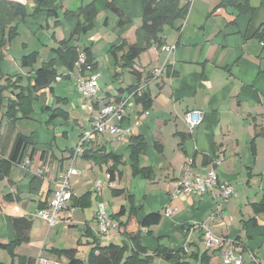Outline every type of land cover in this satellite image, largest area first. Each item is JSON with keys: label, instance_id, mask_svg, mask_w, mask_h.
Segmentation results:
<instances>
[{"label": "crops", "instance_id": "1", "mask_svg": "<svg viewBox=\"0 0 264 264\" xmlns=\"http://www.w3.org/2000/svg\"><path fill=\"white\" fill-rule=\"evenodd\" d=\"M6 1L25 5L29 14L35 9L32 0ZM55 1L62 4V13H68L66 16L61 14L58 27L53 25L54 20L48 21L46 13L29 17L21 24L28 26L33 37H46L43 50L48 61L57 58L52 50L69 38L76 23L72 14L92 2ZM223 1L191 0L187 17L174 27H166L162 35L164 46H175V49L166 52L164 46L160 49L154 46L135 61V70L141 74L138 89L148 92L152 103L145 110L137 99H131L121 125L133 126L130 137L139 136L145 140L147 148L140 158L139 167L151 170L149 179L132 174L128 149L130 137L126 143H121L107 133L94 135L84 151L74 156L72 150L75 152L82 134L89 129L90 113L87 111L88 101L81 100L76 90L75 74L61 68L62 75H68L69 79L58 81L56 95L65 101L56 104L48 91H43L34 105L31 119L17 125L18 132L28 135L31 132L27 123H37L43 138L40 140L38 131L30 134L35 143L29 150V154L35 151L31 165H13L9 178L0 182V244L14 240L13 219H27L33 222V227L30 243L15 249V259L0 249V262L17 263L19 258L25 257L36 259L35 264L39 259L69 264L68 259L57 257L52 250L72 248L78 250L79 261L87 264L95 240L107 246L119 241L122 243L125 239L112 219L108 235L100 237L96 220L98 203L102 202L111 216L117 214L121 207L128 212L131 196L137 217L131 220L132 229L141 230L142 245L150 252L158 245L174 251L183 249L186 252L184 259L192 263L190 256L193 253L206 252L210 264H223L224 251L231 244L241 255L243 264H264V211L257 212L254 208L264 201V0H247L253 11L246 12L231 6L220 7ZM114 6L132 23L118 26L117 14L107 8L105 1L98 0L95 2L94 30L72 42L80 52L90 47L98 65L97 107L129 96L131 93L125 90L138 84L129 69H122L121 63L114 66L108 51L123 41L129 45H144L143 0H116ZM21 25L15 41L0 51L4 55L0 71L5 77L29 76V70L20 64L26 55L21 57L20 53H13V43L22 53L34 48L26 42H21L20 46L16 41L20 37ZM97 50L106 55L104 65ZM33 52L41 56L39 50ZM38 64L39 60L36 69L41 66ZM26 85L25 79L23 86ZM51 107L68 113V119L58 118L48 125L49 117L42 108ZM192 110L201 111L203 120L190 131L185 115ZM2 117L0 112V138L8 131ZM73 138L77 145L68 147L67 140ZM156 145L161 146V151ZM101 149L122 158L113 179L108 171L112 162L100 166L83 158L86 150ZM221 155L224 159L217 163ZM37 167H43L44 172L39 174ZM70 168L80 172L79 176L70 177L74 198L90 194L85 207L74 208L73 200L70 201L68 209L60 214L53 227L32 218L41 204L48 205L56 187L53 176L59 179L58 176ZM188 168L200 175L215 169L220 183L234 186L235 194L224 200L219 189H215L203 196L174 198L177 183ZM35 176L43 178L37 194L30 192ZM98 181L101 182L100 188L97 187ZM121 190L123 195L113 194ZM7 196L11 199H5ZM167 210L174 213L167 217ZM154 213L162 214L160 224L139 228L138 222ZM219 213L223 214L222 219L217 218ZM127 218L128 213L120 220ZM202 225L228 243L208 251L204 246L202 228H195ZM46 226L57 228L56 236L49 231L48 237L44 238L39 232ZM154 264H177V260L155 259Z\"/></svg>", "mask_w": 264, "mask_h": 264}, {"label": "trees", "instance_id": "2", "mask_svg": "<svg viewBox=\"0 0 264 264\" xmlns=\"http://www.w3.org/2000/svg\"><path fill=\"white\" fill-rule=\"evenodd\" d=\"M92 0L88 5L81 6L79 10L73 13L76 19L74 28L71 30L67 40L59 43L57 49H53L56 59L45 61L39 68H35L40 55L38 52H33L21 58V66L29 70V76L24 78L21 75L5 77L0 71V112L2 119L6 121L8 131L5 136L0 138V182L8 179L13 165H21L28 158L32 160L35 151L29 150L35 145L30 135L23 134L17 131V125L20 121L30 120L34 113V105L39 101L40 94L43 91H48V94L54 99L56 104L65 101L56 95L57 79H69V76H63L61 68L75 71V65L81 55L85 54L87 63L92 66V70H97V63L93 59L91 48L88 47L80 52L79 48L72 45L73 41L80 37L86 36L94 30V20L97 16L95 2ZM106 2L107 8L114 11L117 16L118 26H125L132 23L131 19L126 20L123 15L115 8L116 0H103ZM34 11L29 14L25 5L21 3H12L6 0H0V51L5 49L18 36V26L24 24L29 17H33L39 13H46L49 20H54V26L60 25L61 14L66 16L68 13H62L63 6L55 0H32ZM191 0H143L142 14V30L144 32V45H129L127 42H122L119 45L109 49L114 66H119L122 69H129L130 73L137 79L138 84L127 88L125 91L132 93L138 90L141 83V74L135 70V61L140 55L152 47L158 49L164 46L162 35L166 27H174L178 21L184 20L191 6ZM235 7L241 12L253 11L247 0H225L220 7ZM47 27L48 24H47ZM83 53V54H82ZM122 55L120 56V54ZM4 59V55L0 53V62ZM32 75V76H30ZM26 79L27 85L23 86ZM122 93L123 90H120ZM118 101V100H116ZM145 110L151 107V97L148 92H143L141 98L137 99ZM42 111L49 117L47 124H52L54 120L62 118L68 119V113L60 108H42ZM161 151V146L156 145ZM147 144L142 137H130L129 139V155L133 176L141 175L147 179L150 178L151 170L142 169L139 167L141 156L145 153ZM74 153V150H72ZM29 154V155H28ZM83 158L92 161L96 165H107L112 162L109 167L111 179H113L118 166L122 162L120 156L113 153H106L101 150H86L83 153ZM43 183V178L35 176L31 181V193H39ZM114 195H123L124 192L114 191ZM5 199H11L7 196ZM90 199V194L84 195L82 198L73 200V207H85L86 200ZM130 207L127 212L125 207H121L117 214H113L110 218L117 224L118 231L124 235L122 243H112L107 246H102L98 240H95L92 249L88 255L87 264H154L155 259H160L166 262L177 260V264H210V258L207 253H193L190 256L191 261L185 260L186 252L183 249L174 251L170 248L158 245V247L150 252L142 245L141 230H133L131 220L136 219V208L132 197H129ZM47 204H41L39 209L46 208ZM257 212L264 211V201L254 205ZM128 213V218L125 221L120 219ZM162 220L161 213L149 214L138 222L139 228H151L160 224ZM15 228V238L8 244H0V249L7 251L13 259H15L14 251L17 247L23 244L30 243L31 231L33 222L27 219H13ZM52 253L57 257H65L69 264H83L77 258V249H53ZM36 259L21 257L17 263L11 264H35ZM0 264H5L0 262Z\"/></svg>", "mask_w": 264, "mask_h": 264}, {"label": "built area", "instance_id": "3", "mask_svg": "<svg viewBox=\"0 0 264 264\" xmlns=\"http://www.w3.org/2000/svg\"><path fill=\"white\" fill-rule=\"evenodd\" d=\"M175 46H164L163 50L166 52H172ZM75 86L81 99L88 101L87 106L89 116V129H87L81 136L79 144L75 149L74 156H78L84 151L85 145L92 139L94 135L109 134L114 138L116 142L126 143L128 138L132 135L133 126L123 127L121 123L126 118L127 109L130 105L131 99H139L143 95V90L138 89L132 92L129 96H124L118 101H112L104 104L101 107H97L98 93H99V78L100 73L92 70L84 55H81L78 62L75 65ZM57 81H61L58 78ZM148 115V112L144 113ZM203 120V114L199 110H192L185 115V121L190 131L197 128ZM138 122L135 123V126ZM224 157L221 155L216 162H222ZM25 167L30 165V160H25L23 163ZM80 172L74 168H70L65 174H61L57 179L53 176L55 182V189L52 197L46 208L38 209L32 218L39 219L48 224L49 227H53L58 223L60 214L66 211L69 206V202L74 197L70 177L79 176ZM97 187H101V182L98 181ZM215 189H219L220 196L224 200H229L236 192L234 186L226 183H220L217 171L213 168L208 170L205 175L194 173L190 168L183 172L182 177L177 183V188L173 193L174 198H180L184 196H203L213 192ZM174 213L173 210H167L165 215L167 217ZM217 218L222 219L223 214L219 213ZM97 224L98 234L101 238L108 235L110 227L113 225L109 214L106 211L105 205L98 203L97 211ZM202 228L203 242L205 248L210 251L213 249H219L228 241L222 237L214 235L207 226H197L195 228ZM37 264H60L56 261L47 259H39ZM223 264H243L241 255H239L235 248L229 244L224 251Z\"/></svg>", "mask_w": 264, "mask_h": 264}, {"label": "rangeland", "instance_id": "4", "mask_svg": "<svg viewBox=\"0 0 264 264\" xmlns=\"http://www.w3.org/2000/svg\"><path fill=\"white\" fill-rule=\"evenodd\" d=\"M28 26H23V25H21V27H20V37L18 38V40H16V41H18L19 42V44H20V46H21V42H26V43H28L29 45H30V47L32 46V45H34V48H32L31 50H29V52H27V53H22L21 52V49L15 44V43H13V47H15L14 49H13V53H20V55H21V57L23 56V55H27V54H30L31 52H33V51H37V50H39L40 51V53H41V56H40V59H39V64H38V66L43 62V61H48V59H47V56H46V53L44 52V43H45V40H46V37H44V36H42V35H37V36H34L33 37V35H31V32H30V30L27 28ZM17 38V37H16ZM83 38V37H82ZM13 41H15V40H13ZM12 41V42H13ZM83 41V40H82ZM11 42V43H12ZM97 55H98V57H99V60H100V62L104 65L105 64V61H106V55H105V53H103V52H100L99 50H97ZM82 100V99H81ZM88 104H89V102H88ZM88 104H87V106H88ZM87 111H88V109H87ZM27 127L29 128V130H30V132L32 133V132H34V131H38V134L40 135V140H42V138H43V134H41V129H40V126H39V124H37V123H33V122H28L27 123ZM50 132H51V130H50ZM55 132H57V130L55 131ZM31 133H29L28 135H30ZM38 135V136H39ZM44 138H47L46 136L44 137ZM68 142H67V146L68 147H74L75 148V146L77 145V140H75L74 138L73 139H69V140H67ZM51 163H54L53 161L51 162ZM77 165V167H78V163H76ZM30 165H31V162H30ZM30 165H28V166H30ZM36 171L39 173V174H41V173H43L44 172V168L43 167H37L36 168ZM55 176V175H54ZM101 180H103V178L101 179ZM35 220H37V219H35ZM42 231L41 232H39L40 234H42L43 235V237L45 238V237H48V235L46 236V234H47V232H49V231H51L55 236H56V233H57V231H59L57 228H49L48 226H46L45 228L44 227H42V229H41ZM74 229H70V231H73ZM69 231V232H70ZM45 234V235H44ZM49 234V233H48ZM61 234H63V231L61 232ZM104 243L106 244L107 242H105L104 241ZM117 243H121L120 241L119 242H117Z\"/></svg>", "mask_w": 264, "mask_h": 264}]
</instances>
